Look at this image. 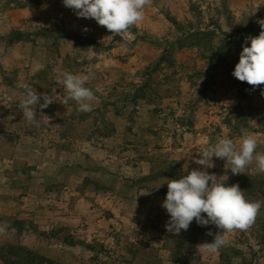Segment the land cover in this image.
Segmentation results:
<instances>
[{
	"label": "rangeland",
	"instance_id": "rangeland-1",
	"mask_svg": "<svg viewBox=\"0 0 264 264\" xmlns=\"http://www.w3.org/2000/svg\"><path fill=\"white\" fill-rule=\"evenodd\" d=\"M143 11L122 38L62 0H0V264H264L255 160L234 175L213 156L207 169L262 202L251 227L225 233L214 253L204 243L215 225L166 230L160 186L201 168L198 152L222 137L238 147L253 135L254 156L264 153V85L232 75L250 42L215 54L229 35H259L264 0H152ZM57 71L91 75V111L64 103ZM24 83L56 99L34 106L38 127L19 109Z\"/></svg>",
	"mask_w": 264,
	"mask_h": 264
},
{
	"label": "clouds",
	"instance_id": "clouds-1",
	"mask_svg": "<svg viewBox=\"0 0 264 264\" xmlns=\"http://www.w3.org/2000/svg\"><path fill=\"white\" fill-rule=\"evenodd\" d=\"M151 2L152 0H62L63 5L72 9L78 17L94 19L98 25L122 38H128L129 29L143 21V10ZM257 23L261 27L259 35L245 38L250 44L242 47L239 61L232 72L236 79L253 88L264 85V19H258ZM90 79V74L57 71L55 81L67 93L64 103L71 99L78 105V111H91L95 96L85 86ZM21 87L24 89L23 99L19 103L22 118L38 127L34 106L47 108L56 100L54 93H38L28 83ZM256 148L257 140L250 134L241 139L238 147L232 139L222 137L215 144L207 145L198 152L199 156L194 162L201 168L193 169L177 179L165 177L160 186L167 184L166 198L162 202V207L169 214L166 230L178 235L181 230L186 231L194 220L200 226L215 225L219 231L213 241L204 243V251L214 253L227 244L225 233L249 229L262 202L247 200L238 184L218 182L217 176L207 169L215 166L212 160L215 156L224 160L234 175L246 173L247 167L254 160L257 172L264 173V153L254 156ZM2 231L4 228L0 227V232ZM208 235H212V232L209 231Z\"/></svg>",
	"mask_w": 264,
	"mask_h": 264
},
{
	"label": "trees",
	"instance_id": "trees-1",
	"mask_svg": "<svg viewBox=\"0 0 264 264\" xmlns=\"http://www.w3.org/2000/svg\"><path fill=\"white\" fill-rule=\"evenodd\" d=\"M215 35H216V32L214 30H208V31L198 30V32L192 33V36H201V37L204 36L205 38H207L209 40L214 39ZM64 36L70 37V38H77V37H80V34H68V35H64ZM64 36H61V37H64ZM58 37H60V36H58ZM81 37H83V36H81ZM245 38H246V36L241 35L238 39L233 40L232 39V35H229L225 40L224 39L223 40L221 39L222 46H220V47L217 48L218 50L216 51L215 54H217L218 56H220L219 53H222L223 51H225L226 49H228V47L231 46V45L241 44L242 40H245L246 42L249 43L250 41H247ZM85 39H88V38H85ZM215 54L213 52V55L212 56L215 57ZM218 65L219 64H218L217 58H213L212 65L210 66L211 68H213L212 70L214 71V68H216ZM6 261L9 264H21L20 262H17V261H14V260H6Z\"/></svg>",
	"mask_w": 264,
	"mask_h": 264
}]
</instances>
